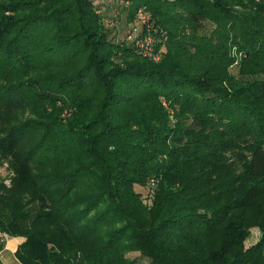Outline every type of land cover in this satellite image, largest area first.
Instances as JSON below:
<instances>
[{
  "label": "trees",
  "instance_id": "trees-1",
  "mask_svg": "<svg viewBox=\"0 0 264 264\" xmlns=\"http://www.w3.org/2000/svg\"><path fill=\"white\" fill-rule=\"evenodd\" d=\"M0 40V79L32 76L0 83V234L22 262H251L264 0H0Z\"/></svg>",
  "mask_w": 264,
  "mask_h": 264
},
{
  "label": "rangeland",
  "instance_id": "rangeland-1",
  "mask_svg": "<svg viewBox=\"0 0 264 264\" xmlns=\"http://www.w3.org/2000/svg\"><path fill=\"white\" fill-rule=\"evenodd\" d=\"M95 11H96V14L98 16H102L103 14H105L104 12H102L101 7H99L98 5L95 6ZM139 15H142V13H139ZM108 27H109V29H108ZM105 29L108 33H111L113 35V32L111 30L112 29L114 30L115 27L112 24H110V22H108V20H106L105 21ZM1 63L5 64V62H3V61H1ZM232 73L237 74V68L235 65L232 68ZM0 77H2L1 72H0ZM28 78H32V76L30 75L28 77H25L22 75V73H20L17 76H10L9 80H6L5 77H3L0 79V83H2V82L18 83V82H22V80H25ZM15 116L16 115H11V118H14ZM31 116L33 117L34 115H31ZM6 166L7 165L0 167V178H2V179L8 178V171L6 169L7 168ZM5 184L9 185L10 181L5 180ZM262 206H264V198L260 199V201L257 205H250L248 207H244V208L240 209V212H239V214H241L242 216L250 215L252 217L253 221H255V224H253L251 226H247L245 228V233L247 234V240H246L244 249L241 251L242 255H246V257L251 259V262L249 264H264V247H261L260 250L258 248V246L262 242L261 238H262L263 233H264L263 232L264 220L261 223L259 222V220L262 218V216L260 215V209ZM204 246L207 248V247L211 246V244H207ZM253 249L259 250L256 257H255L254 252H252ZM125 257H126V259L133 261L134 264H150L148 259H144L137 252H133V251L127 252Z\"/></svg>",
  "mask_w": 264,
  "mask_h": 264
},
{
  "label": "crops",
  "instance_id": "crops-1",
  "mask_svg": "<svg viewBox=\"0 0 264 264\" xmlns=\"http://www.w3.org/2000/svg\"><path fill=\"white\" fill-rule=\"evenodd\" d=\"M2 240L4 245L0 250V264H25L17 257V250L24 239L7 236L4 238L0 234V242Z\"/></svg>",
  "mask_w": 264,
  "mask_h": 264
}]
</instances>
